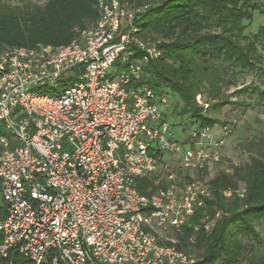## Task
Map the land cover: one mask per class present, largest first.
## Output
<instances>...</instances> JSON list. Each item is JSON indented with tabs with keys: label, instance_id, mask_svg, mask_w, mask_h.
<instances>
[{
	"label": "built area",
	"instance_id": "obj_1",
	"mask_svg": "<svg viewBox=\"0 0 264 264\" xmlns=\"http://www.w3.org/2000/svg\"><path fill=\"white\" fill-rule=\"evenodd\" d=\"M95 5L78 39L0 48V264H15L11 252L35 264H194L180 236L192 244L220 217L209 180L229 130L198 125L188 148L176 141L167 94L147 82L163 47L137 28L146 6ZM195 104L209 108L200 93ZM142 177L155 188L142 193Z\"/></svg>",
	"mask_w": 264,
	"mask_h": 264
},
{
	"label": "trees",
	"instance_id": "obj_2",
	"mask_svg": "<svg viewBox=\"0 0 264 264\" xmlns=\"http://www.w3.org/2000/svg\"><path fill=\"white\" fill-rule=\"evenodd\" d=\"M92 1L47 0L43 7L31 2L21 7L0 3V48L70 42L74 25H83L86 19L98 15L97 10L88 7ZM122 1L146 6L135 18L137 28L143 37L159 39L163 47V56L146 66L149 85L159 92L165 88L176 92L183 103L181 112H190L191 122L209 127L219 123L218 119L202 112L195 104V96L200 93L207 102L212 101L210 110L218 111L219 107L230 103L222 94L223 87L233 85L228 68L258 69L259 59L254 54L259 40H264V24L247 37L245 21L250 22L253 13L261 11V1ZM248 89L245 85L232 93L254 96L256 104L264 108V88ZM0 134H4L1 124ZM156 178H140L138 189L142 193L153 190ZM242 182L245 191L239 197L235 191ZM209 186L213 195L209 211H221L220 217L210 232H200L192 244L188 242L189 231L181 235L182 246H194L201 251L194 264H240L246 250L244 239L258 241L260 233L255 225L264 221V155L250 156L245 167L235 166L230 174L214 176ZM227 188L233 190L229 198L222 194ZM199 217L198 213L193 220L198 221ZM10 256L15 264H35L15 252ZM248 264H264V253L253 254Z\"/></svg>",
	"mask_w": 264,
	"mask_h": 264
},
{
	"label": "rangeland",
	"instance_id": "obj_3",
	"mask_svg": "<svg viewBox=\"0 0 264 264\" xmlns=\"http://www.w3.org/2000/svg\"><path fill=\"white\" fill-rule=\"evenodd\" d=\"M47 0H0V3H5L11 7H21L26 2H31L39 7H43ZM145 3H152L144 0ZM263 5L261 11L253 13L250 22L245 21V35L251 37L259 26L264 24V0H260ZM96 0L88 4L90 9L96 10ZM98 15L92 19H86L83 25L73 26V36L78 39L82 33L90 27ZM162 39V38H160ZM163 40V39H162ZM7 45H3L5 47ZM254 57L259 59L256 64L257 70L240 69L239 67L230 66L228 74L233 85L223 87L222 94L224 99L229 100L223 108L219 107L218 111L213 112L210 108L205 112L206 116L213 117L219 120V123L212 125L210 132L215 136H223V125H227L226 133L224 134V146L222 149V160L215 165L211 171L214 176L218 174H230L233 168H243L249 163L250 156L264 155V108L256 104V98L248 97L246 94L232 93L242 86L248 85L252 90L254 86L264 88V40L260 39L257 43V51ZM116 68H110L109 72ZM226 74V75H228ZM64 88L61 81L54 82L52 90H48L51 94H58ZM167 94V103L162 106L163 117L169 132L174 135L176 141L183 143L184 148H188L186 143L188 136L199 125V122H191V113L185 112L182 114L183 103L179 95L169 88L163 91ZM209 102V101H208ZM212 103V101H210ZM209 102V103H210ZM222 125V126H221ZM254 143V144H253ZM157 179V178H156ZM160 182V181H159ZM240 187H244V183H240ZM0 197V205L1 203ZM257 231L260 233V239L253 241L244 239L246 250L243 252L240 264H248L251 256H256L264 253V221L257 223ZM192 253L196 258L200 256V252L194 246H190Z\"/></svg>",
	"mask_w": 264,
	"mask_h": 264
},
{
	"label": "crops",
	"instance_id": "obj_4",
	"mask_svg": "<svg viewBox=\"0 0 264 264\" xmlns=\"http://www.w3.org/2000/svg\"><path fill=\"white\" fill-rule=\"evenodd\" d=\"M0 197H1V194H0ZM1 205H0V216L3 217L5 215V206H4V202L2 200V197H1Z\"/></svg>",
	"mask_w": 264,
	"mask_h": 264
}]
</instances>
